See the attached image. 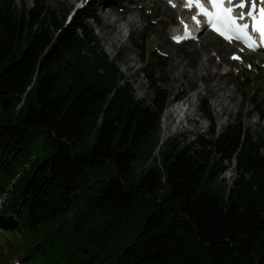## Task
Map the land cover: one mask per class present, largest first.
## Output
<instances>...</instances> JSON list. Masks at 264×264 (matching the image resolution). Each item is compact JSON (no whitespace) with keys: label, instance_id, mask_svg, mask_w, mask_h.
Instances as JSON below:
<instances>
[{"label":"trees","instance_id":"obj_1","mask_svg":"<svg viewBox=\"0 0 264 264\" xmlns=\"http://www.w3.org/2000/svg\"><path fill=\"white\" fill-rule=\"evenodd\" d=\"M29 2L0 0V232L12 237L8 248L32 264H264V132L254 135L239 118L215 134L204 98L209 136L174 137L168 165L158 150L142 172L140 148L170 96L161 57L145 62L149 104L100 46L97 16L57 20L46 0ZM146 38H132L142 60ZM41 131L40 147H52L46 156L31 149ZM228 166L235 176L223 202L212 183Z\"/></svg>","mask_w":264,"mask_h":264},{"label":"rangeland","instance_id":"obj_2","mask_svg":"<svg viewBox=\"0 0 264 264\" xmlns=\"http://www.w3.org/2000/svg\"><path fill=\"white\" fill-rule=\"evenodd\" d=\"M21 1L23 0H16V3L20 4ZM46 1L48 6L53 10V16L57 20H61L64 16L69 21L78 12H81L82 15L94 14L98 17L99 22H93L91 25L95 29L99 44L109 58L115 60L119 69L126 74L136 98L142 99L149 104L151 102L153 94L149 90L143 71L146 65L145 62L151 63L154 60L155 54L161 57L159 58L160 63L157 66L163 69L162 72H158V76L165 78L166 81L162 86L170 94L166 108L175 105L173 103L174 96L184 95L185 98L192 97L193 99V93H198L201 90L196 95L195 105L191 109V111L196 113L194 118L188 121L184 120L185 127L178 130L176 134L169 135L164 140L161 138V115L160 128L156 127L143 143L140 148V155L135 162L138 165L137 168H143L142 172L158 158V150L159 155L163 158V165L165 167L168 165L179 149L173 146L174 137H178L177 140L181 141V144H184L193 141L199 135L209 136L210 122L203 108L202 101L204 98H208V105L214 118L215 134L220 133L228 124L236 122L239 118L243 127L250 129L254 135L257 132H264V120L258 117V110L261 109L259 103L264 102V55L260 53H241L207 32H203L196 41L174 44L171 34L177 29L179 23L178 17L183 16L181 14L183 12L180 11L179 7L175 9L170 8L165 0ZM79 1L85 3V6L75 9ZM27 4L28 6L30 5L29 0H27ZM99 6L106 12H111L110 10L115 9L118 12L116 17L120 19L119 24L121 25H125V20L128 17L134 16L138 19V22L132 26L130 39L127 37V29L122 31L123 37L121 41L114 43L112 47L102 39L103 31L101 30V25L104 23V17L100 11H97ZM143 33L147 34L145 41L147 55L145 60L139 57L138 48L132 43V38L139 42ZM118 52H122L120 57L117 54ZM234 52L239 54V59L234 60L232 58ZM133 61L134 64L131 65ZM176 61L179 62L176 64ZM217 63H220V65L216 66ZM182 64H186L188 69L198 66L201 74L206 73L204 70V66L206 65L212 71L225 74L224 77L218 79L221 86L214 92L204 89L203 86L201 87V78L191 77L188 72L184 76L179 73L178 66ZM163 73L164 75H162ZM225 89L233 90L234 96L232 99H228L227 97L224 99L228 111L226 112L225 110L222 114L216 115L212 106V100L218 94L223 93ZM222 119L225 121L219 124V120ZM166 139L168 140L162 145V142ZM45 140L46 135L43 131L38 134L35 133L31 139V149L33 152H37L38 156H46L52 151L50 145L45 144V148L40 147V144L45 142ZM87 142L89 144L92 143V138ZM169 153H171L170 156L166 157ZM97 172L100 177L102 174L109 177L106 172H102L100 169ZM234 176V169L232 166H228L220 174V183H212L213 186H216V193L223 202H226V187L232 185ZM8 222L12 223V220ZM11 239L12 237L7 234L6 230L0 232V248L4 250L3 255L0 254V264H32L28 259L23 258L17 249L8 248L6 242Z\"/></svg>","mask_w":264,"mask_h":264},{"label":"bare ground","instance_id":"obj_3","mask_svg":"<svg viewBox=\"0 0 264 264\" xmlns=\"http://www.w3.org/2000/svg\"><path fill=\"white\" fill-rule=\"evenodd\" d=\"M97 11H100L102 16L104 17V23L101 25V30L103 31L102 39L105 40L110 47H112L114 43L121 41V38L123 37L122 31L124 29H127V31L129 32L128 38L130 39L132 26L136 22H138V19H136V17L134 16L128 17L125 20V25H121L119 24L120 19L116 17V14H118V12L115 9L110 10L111 12H106L103 11L101 6H99L97 8ZM182 17L183 16L178 17L179 22L183 20ZM176 35H183V29H178V28L175 29L173 32V36ZM178 62L179 61H176L175 63L177 64ZM133 64L134 61L131 62V65ZM219 65L220 63L216 64V66ZM178 70L182 76H184L185 73L188 72L191 77L201 78L202 81L201 87L203 86L204 89H208L210 92H214L216 89H218L221 86L218 79L224 77L225 75V74H220L218 71H212L208 65L204 66V70L206 71L205 74H201L198 66H194L188 69L186 64L179 65ZM200 92L201 90L198 93ZM194 94L195 92L193 93V95ZM233 96H234L233 90L225 89L223 93H220L216 97H214V99L212 100V106L216 115L222 114L225 110L226 112L228 111V108L224 103V99L225 97H227L228 99H232ZM184 102L185 100L183 101V103ZM178 105L179 103L176 104L175 106L167 107L162 114V129H161L162 140H164L169 135L176 134L178 130L183 129L185 127L184 120L186 119L188 121L189 119L194 118V115H196V113L189 110L188 112L185 113V118H182L180 116V113L183 112V109L182 108L179 109ZM224 121H225L224 119L219 120V124H222Z\"/></svg>","mask_w":264,"mask_h":264},{"label":"snow or ice","instance_id":"obj_4","mask_svg":"<svg viewBox=\"0 0 264 264\" xmlns=\"http://www.w3.org/2000/svg\"><path fill=\"white\" fill-rule=\"evenodd\" d=\"M207 3L211 5V9L205 5L204 0H185V7L195 8L197 14L206 18L213 30L226 39L234 37L245 40L252 47L255 41L251 31L259 33L260 41L264 42V7L257 8V0H207ZM246 17L252 19L251 26L243 22ZM193 19L200 22L197 16H193ZM174 39L179 40L180 37Z\"/></svg>","mask_w":264,"mask_h":264},{"label":"water","instance_id":"obj_5","mask_svg":"<svg viewBox=\"0 0 264 264\" xmlns=\"http://www.w3.org/2000/svg\"><path fill=\"white\" fill-rule=\"evenodd\" d=\"M160 143H161V140H160Z\"/></svg>","mask_w":264,"mask_h":264}]
</instances>
